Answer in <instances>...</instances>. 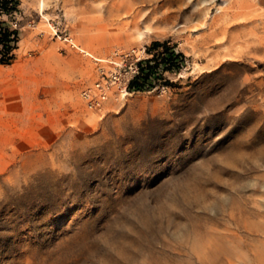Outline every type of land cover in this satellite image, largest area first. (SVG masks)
I'll return each instance as SVG.
<instances>
[{
  "label": "rangeland",
  "instance_id": "rangeland-1",
  "mask_svg": "<svg viewBox=\"0 0 264 264\" xmlns=\"http://www.w3.org/2000/svg\"><path fill=\"white\" fill-rule=\"evenodd\" d=\"M45 1L53 27L39 0L0 15L20 32L14 61L0 64L18 65L0 72V264H243L199 252L231 234L253 261L262 238L249 227L264 225V0L221 12L214 0L183 31L145 21L154 7L142 0ZM156 40L176 45L184 66L123 95ZM116 70L122 85L88 107L82 91ZM27 153L42 159L20 169Z\"/></svg>",
  "mask_w": 264,
  "mask_h": 264
},
{
  "label": "bare ground",
  "instance_id": "bare-ground-1",
  "mask_svg": "<svg viewBox=\"0 0 264 264\" xmlns=\"http://www.w3.org/2000/svg\"><path fill=\"white\" fill-rule=\"evenodd\" d=\"M146 1L149 5H153V10L151 11V15L147 16L145 18V21H151L152 19H157V22L159 24L164 25L168 29H175L177 31H183L192 27L196 26V23L199 21H203L206 19L210 12V2L214 0H142ZM234 0H221L222 5L218 7V11L221 12L225 5L232 2ZM225 4V5H224ZM39 7L42 12V17L45 21L49 23L50 27H53L50 19L47 14H45V7H46V1L45 0H39ZM145 30L147 32H150L152 30L151 27L146 26ZM144 32H141V34H144ZM68 40V38L66 39ZM72 47H77L78 50L83 52L85 55L90 56L91 58H94L98 61H107L106 58L100 57L96 55L92 48L88 46H83L81 44L75 43V41L70 40ZM18 65L13 66H7L2 67L0 72H6L11 71L15 68H17ZM123 95H126L124 90H121ZM65 137H71V133L67 132L64 133ZM77 137L74 138L75 143H79L82 145V143H85V141H80L77 139ZM42 155H39L37 153H27L23 155L22 157V164L21 167L24 168H31L33 165L41 161ZM19 171L16 170L14 172V178L19 179ZM249 230L251 234L258 233L259 236H261L262 239L259 240V244L253 245L252 244V252L255 256V259L252 261L250 259V254L248 251H245L241 240L236 236L235 234H231L227 238H223L222 242L217 241H211L209 244L200 245L198 248L200 249V254L207 255V256H217L222 252H226L230 256H236L239 261H241L243 264H264V225H256V226H250ZM251 245V244H250ZM227 264H235V262L229 260Z\"/></svg>",
  "mask_w": 264,
  "mask_h": 264
},
{
  "label": "trees",
  "instance_id": "trees-1",
  "mask_svg": "<svg viewBox=\"0 0 264 264\" xmlns=\"http://www.w3.org/2000/svg\"><path fill=\"white\" fill-rule=\"evenodd\" d=\"M19 0H0V15L12 16L19 11ZM19 30L11 29L0 22V64H11L15 59L14 50L19 42ZM152 57L138 62V72L130 80V91L144 90L152 80L166 71L178 72L185 64V55L168 41H153L148 47Z\"/></svg>",
  "mask_w": 264,
  "mask_h": 264
},
{
  "label": "built area",
  "instance_id": "built-area-1",
  "mask_svg": "<svg viewBox=\"0 0 264 264\" xmlns=\"http://www.w3.org/2000/svg\"><path fill=\"white\" fill-rule=\"evenodd\" d=\"M132 72L133 74L137 73L138 72L137 67L133 69ZM123 78H124V75L121 72L116 70V72H113L110 75H106V74L103 75V79L96 81L93 86H89L85 88L81 94H82L83 99L86 101L88 107L102 109L105 102L110 97L112 86L114 84L122 85ZM127 88H128V85L126 81V83L123 85V89L125 93H128Z\"/></svg>",
  "mask_w": 264,
  "mask_h": 264
}]
</instances>
